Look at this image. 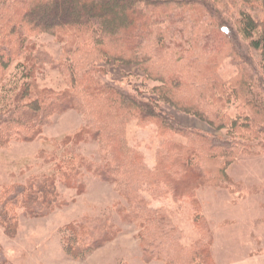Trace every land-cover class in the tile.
Here are the masks:
<instances>
[{
  "label": "rangeland",
  "instance_id": "obj_1",
  "mask_svg": "<svg viewBox=\"0 0 264 264\" xmlns=\"http://www.w3.org/2000/svg\"><path fill=\"white\" fill-rule=\"evenodd\" d=\"M228 6L223 15L235 25L238 11ZM237 38L244 46V57L225 54L222 67L227 76L246 68L256 77L255 84L264 97V55L255 51L240 31ZM30 41L49 61L64 56L65 43L52 35H38ZM87 61V69L93 65L91 70H96L94 83L118 91L123 100L153 104L154 113L168 117L185 133L224 147L236 143L239 153L225 165V178L215 176L207 187L178 200L168 189L151 188L152 181L163 174L158 163L166 152L157 125L129 118L121 132L122 145L111 139L100 142L92 134L80 138L87 130L93 131L91 126L96 123L124 120L127 112L122 110L115 120V107L107 98L87 97L81 92L86 83L70 82L64 68L47 64L26 77L22 67L30 66L25 57L15 58L1 68L0 101L4 106H12L20 96L34 100L43 93H51L53 98L69 90L81 93L77 108L53 112L37 131H20L29 141L4 135L0 142V216L5 215L0 218V264H205L207 259L212 261L208 264H264V133L256 136L253 126L241 128L252 110L244 108L242 100H234L227 109L230 121L224 126L213 125L158 96L156 88L163 82L149 76L139 64L107 61L96 54ZM25 84L32 87L28 97L22 95ZM167 135L179 146L188 142L186 136ZM111 160L127 163V171L122 172L125 176L113 174L115 177L105 179L107 176L100 174L107 164L115 166ZM45 177L55 181V191L46 199L48 210L33 216L23 204L24 196L14 192L39 184ZM174 188L171 186V191ZM156 212L172 220L175 233L159 255L147 259L141 233L143 228L145 233L144 219ZM209 239V258L199 255L189 263L195 255L190 251L204 247ZM98 241L100 245L92 248Z\"/></svg>",
  "mask_w": 264,
  "mask_h": 264
},
{
  "label": "trees",
  "instance_id": "obj_2",
  "mask_svg": "<svg viewBox=\"0 0 264 264\" xmlns=\"http://www.w3.org/2000/svg\"><path fill=\"white\" fill-rule=\"evenodd\" d=\"M228 5L238 11L237 27L223 15ZM237 31L255 51L264 55V0H0V74L1 68L22 56L30 66L22 67L26 77L43 65L61 67L68 72L70 82L86 83L81 92L87 97L107 98L115 107V120L122 110L127 112L124 120L96 123L91 126L93 131L87 130L80 138L92 134L100 142L111 139L122 145L121 132L129 118L157 125L166 152L158 163L163 174L152 181L151 188L168 189L182 200L194 195L197 189L207 187L215 176L225 178L224 167L234 161L240 146L235 143L224 147L209 138L185 133L168 117L154 113L153 104L123 100L118 91L107 89L106 84L94 83L96 70H91L93 65L87 69V58L96 54L107 61L139 64L149 76L163 82L156 88L158 96L213 125L227 124L231 117L227 109L234 100H242L243 107L250 113L252 110V114L245 116L246 123L241 128L253 126L251 130L255 129L254 134L258 136L264 133V97L262 89L255 84L256 77L244 67L234 76H227L222 67L221 58L225 54L244 57V46L237 38ZM45 34L65 43L62 51L67 58L63 56L60 61L52 62L45 54L37 53L30 38ZM31 89V84H25L22 95L30 96ZM80 93L69 90L54 98L51 93H43L34 100L32 97L23 100L20 96L10 107L4 106L1 100L0 108H4L0 111V142L4 135L29 141L20 131H37L53 112L77 108ZM238 121L239 118L233 123ZM170 132L186 136L188 142L179 146L167 135ZM112 162L115 166L107 164L100 174L107 176L105 179L115 177L113 174L125 176L122 172L127 171L124 167L127 163ZM50 180L45 177L39 184L32 183L28 189L14 192L16 196H24L23 204L33 216L48 210L46 199L55 191V181ZM171 186L175 187L174 192ZM1 217L4 219L5 215ZM143 224L146 225L145 233L144 228L141 233L143 252L147 259H153L168 243L175 228L172 220L161 212L148 216ZM113 235H108L103 242ZM207 242L204 247L190 251L191 256L195 255L189 263L199 259V255L209 258L211 240ZM99 245L98 241L92 248Z\"/></svg>",
  "mask_w": 264,
  "mask_h": 264
}]
</instances>
